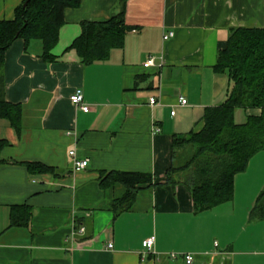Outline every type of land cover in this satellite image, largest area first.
I'll use <instances>...</instances> for the list:
<instances>
[{
  "label": "crops",
  "instance_id": "obj_1",
  "mask_svg": "<svg viewBox=\"0 0 264 264\" xmlns=\"http://www.w3.org/2000/svg\"><path fill=\"white\" fill-rule=\"evenodd\" d=\"M24 1L0 0V20L14 19ZM123 11L131 28L123 45L84 64L71 48L83 23ZM64 18L52 59L43 58L42 40L17 39L5 54V99L23 113L20 131L0 117V140L9 143L0 264H187V254L193 264H264V218L251 216L264 188V150L235 176L233 199L209 211L195 210L186 185H166L173 137L201 129L207 108L224 101L229 77L216 73L218 55L234 29L264 28V0H82ZM150 56L154 65L144 67ZM79 87L89 112L70 102ZM74 149L89 160L79 172ZM124 171L152 174L154 185L117 211L126 188L103 187L101 176ZM22 206L31 220L13 226V208ZM152 236L155 252H145Z\"/></svg>",
  "mask_w": 264,
  "mask_h": 264
},
{
  "label": "trees",
  "instance_id": "obj_2",
  "mask_svg": "<svg viewBox=\"0 0 264 264\" xmlns=\"http://www.w3.org/2000/svg\"><path fill=\"white\" fill-rule=\"evenodd\" d=\"M81 3L82 0H25L17 8L14 19L0 20V117L7 119L17 131L21 130L23 112L20 104L5 99L6 51L17 39H24L26 44L42 40L43 58L52 59V50L65 21V9ZM124 14L123 11L108 20L83 23L82 33L71 48L84 64L105 61L114 48L123 45L125 34L131 29ZM215 71L229 77L226 97L221 104L207 108L201 129L173 137L172 165L167 171L166 185L185 184L197 212L231 201L235 176L246 169L254 154L264 150V28L234 29L218 55ZM238 109H260L261 113L247 115L244 122H237ZM8 145L6 140H0V166L8 162L2 156ZM29 165L33 169L50 170L39 164ZM153 179L149 173L103 172L101 185L120 183L126 188L123 197L112 204L117 211H126L139 191L154 185ZM31 216L30 207H15L12 225H28ZM251 216L264 218V188Z\"/></svg>",
  "mask_w": 264,
  "mask_h": 264
},
{
  "label": "built area",
  "instance_id": "obj_3",
  "mask_svg": "<svg viewBox=\"0 0 264 264\" xmlns=\"http://www.w3.org/2000/svg\"><path fill=\"white\" fill-rule=\"evenodd\" d=\"M174 34L169 32L165 35V40L170 39ZM155 63V58L150 56L147 61L144 63V67H150L153 66ZM180 104L185 105L187 104V99L184 98L183 96H181L179 98ZM70 102L73 106L78 107L80 109H82L84 112H89L90 111V106L87 105L84 101V93H83V89L82 88H76L75 91L70 95ZM150 103L152 105H154L156 103V98H151L150 99ZM172 114L175 115V111H172ZM70 134V132H69ZM70 155L72 157V166H73V170L75 172H79L82 171L84 169H86L89 165V160L87 159H81L78 157L77 155V151L71 150L70 151ZM82 231H84V228H82ZM155 236H152L146 240L143 241V247L145 248V252H155ZM107 248L112 249L113 248V244L109 243ZM172 258H176L177 255L176 254H171ZM184 259L186 261L187 264H193V262L195 261V257L193 254H187L186 256H184Z\"/></svg>",
  "mask_w": 264,
  "mask_h": 264
},
{
  "label": "rangeland",
  "instance_id": "obj_4",
  "mask_svg": "<svg viewBox=\"0 0 264 264\" xmlns=\"http://www.w3.org/2000/svg\"><path fill=\"white\" fill-rule=\"evenodd\" d=\"M246 116H245V112L242 110V109H239L238 111H237V116H236V121L237 122H244L245 121V118ZM177 178H178V175H177ZM179 180H181L180 179V177H179ZM181 184V183H180ZM183 185H185V184H183Z\"/></svg>",
  "mask_w": 264,
  "mask_h": 264
},
{
  "label": "water",
  "instance_id": "obj_5",
  "mask_svg": "<svg viewBox=\"0 0 264 264\" xmlns=\"http://www.w3.org/2000/svg\"><path fill=\"white\" fill-rule=\"evenodd\" d=\"M27 3H28V1L24 4V6H26L27 5Z\"/></svg>",
  "mask_w": 264,
  "mask_h": 264
}]
</instances>
